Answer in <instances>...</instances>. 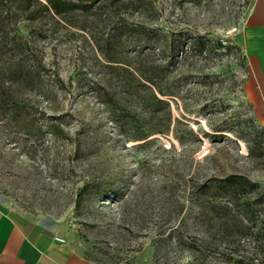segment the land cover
Returning <instances> with one entry per match:
<instances>
[{
    "label": "rangeland",
    "instance_id": "1",
    "mask_svg": "<svg viewBox=\"0 0 264 264\" xmlns=\"http://www.w3.org/2000/svg\"><path fill=\"white\" fill-rule=\"evenodd\" d=\"M41 2L0 0V202L97 262L264 264L253 0Z\"/></svg>",
    "mask_w": 264,
    "mask_h": 264
},
{
    "label": "crops",
    "instance_id": "2",
    "mask_svg": "<svg viewBox=\"0 0 264 264\" xmlns=\"http://www.w3.org/2000/svg\"><path fill=\"white\" fill-rule=\"evenodd\" d=\"M235 40L245 59L243 93L257 119L264 122V0H253ZM55 236L0 202V264H111L87 258Z\"/></svg>",
    "mask_w": 264,
    "mask_h": 264
},
{
    "label": "trees",
    "instance_id": "3",
    "mask_svg": "<svg viewBox=\"0 0 264 264\" xmlns=\"http://www.w3.org/2000/svg\"><path fill=\"white\" fill-rule=\"evenodd\" d=\"M29 1H31V0H29ZM35 1L37 2V4H40L42 8L44 7L47 10L49 9L48 5L47 4H44V2H41V0H35ZM53 6L55 7L56 5L53 4ZM55 9H56V7H55ZM219 42L221 43L220 40H219Z\"/></svg>",
    "mask_w": 264,
    "mask_h": 264
},
{
    "label": "built area",
    "instance_id": "4",
    "mask_svg": "<svg viewBox=\"0 0 264 264\" xmlns=\"http://www.w3.org/2000/svg\"><path fill=\"white\" fill-rule=\"evenodd\" d=\"M235 29H236L235 27L232 28V30H235ZM222 41H223V42H226V39H222ZM55 237H56L58 240L63 241V238H61V237H59V236H57V235H56Z\"/></svg>",
    "mask_w": 264,
    "mask_h": 264
}]
</instances>
